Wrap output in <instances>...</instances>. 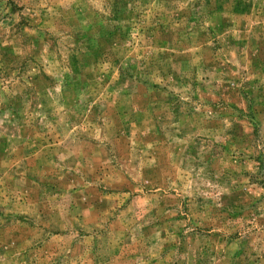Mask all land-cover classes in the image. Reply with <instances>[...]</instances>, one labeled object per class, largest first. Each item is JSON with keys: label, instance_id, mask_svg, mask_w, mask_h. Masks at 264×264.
Instances as JSON below:
<instances>
[{"label": "rangeland", "instance_id": "obj_1", "mask_svg": "<svg viewBox=\"0 0 264 264\" xmlns=\"http://www.w3.org/2000/svg\"><path fill=\"white\" fill-rule=\"evenodd\" d=\"M0 264H264V0H0Z\"/></svg>", "mask_w": 264, "mask_h": 264}]
</instances>
